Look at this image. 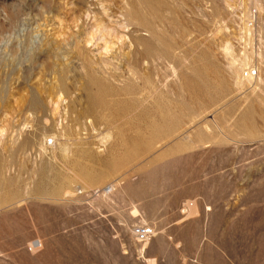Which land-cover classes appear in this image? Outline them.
I'll return each instance as SVG.
<instances>
[{
	"label": "rangeland",
	"instance_id": "374dc122",
	"mask_svg": "<svg viewBox=\"0 0 264 264\" xmlns=\"http://www.w3.org/2000/svg\"><path fill=\"white\" fill-rule=\"evenodd\" d=\"M0 264H264V0H0Z\"/></svg>",
	"mask_w": 264,
	"mask_h": 264
},
{
	"label": "built area",
	"instance_id": "2783aa9c",
	"mask_svg": "<svg viewBox=\"0 0 264 264\" xmlns=\"http://www.w3.org/2000/svg\"><path fill=\"white\" fill-rule=\"evenodd\" d=\"M248 75L249 72L247 76ZM153 234H154L153 230L148 226L136 227L133 230V235L139 244H147L151 240Z\"/></svg>",
	"mask_w": 264,
	"mask_h": 264
},
{
	"label": "bare ground",
	"instance_id": "6f19581e",
	"mask_svg": "<svg viewBox=\"0 0 264 264\" xmlns=\"http://www.w3.org/2000/svg\"><path fill=\"white\" fill-rule=\"evenodd\" d=\"M259 3H260V1H259ZM246 30H248V29H246ZM249 63H250V55L244 53V55L241 57V63H240V65L234 67L235 74H236V76H237V78L239 80V84L240 85H243L244 84V85H247V86H251V81H253V79H254V78L252 79V76H251V73H250L251 71H249L248 78H250V79H248V80H245V79L244 80H241L240 79V76H239L240 70L241 69H247V67L249 66Z\"/></svg>",
	"mask_w": 264,
	"mask_h": 264
}]
</instances>
